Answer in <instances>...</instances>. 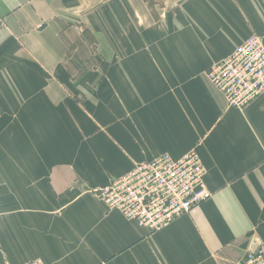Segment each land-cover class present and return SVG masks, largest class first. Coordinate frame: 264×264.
Wrapping results in <instances>:
<instances>
[{"label": "crops", "instance_id": "crops-1", "mask_svg": "<svg viewBox=\"0 0 264 264\" xmlns=\"http://www.w3.org/2000/svg\"><path fill=\"white\" fill-rule=\"evenodd\" d=\"M68 3L0 0V264H244L264 242V95L231 108L206 72L264 42V0H107L99 61ZM192 151L211 196L159 231L93 194Z\"/></svg>", "mask_w": 264, "mask_h": 264}, {"label": "built area", "instance_id": "built-area-1", "mask_svg": "<svg viewBox=\"0 0 264 264\" xmlns=\"http://www.w3.org/2000/svg\"><path fill=\"white\" fill-rule=\"evenodd\" d=\"M206 78L229 107L244 110L264 95L263 37L251 35L212 65ZM205 175L202 161L194 151L179 159L161 154L149 162L135 164L127 174L93 194L108 211H116L125 220L155 232L210 198ZM244 264H264V242L250 244Z\"/></svg>", "mask_w": 264, "mask_h": 264}, {"label": "rangeland", "instance_id": "rangeland-1", "mask_svg": "<svg viewBox=\"0 0 264 264\" xmlns=\"http://www.w3.org/2000/svg\"><path fill=\"white\" fill-rule=\"evenodd\" d=\"M71 1L72 3L66 5V8H68L66 12L69 10L70 13L74 12L70 14L72 16L70 19L71 25L83 31L84 42L89 48L91 55L94 56L97 61L103 59L107 60V11H109L108 7L110 6L107 4V0ZM111 6V8L116 7L118 11L121 9L119 4H112ZM159 12L160 11L157 10V15L153 14L154 17L156 18L159 17V15H164V19L160 20L164 21L166 12L164 11L162 14H159ZM163 24H165V21ZM163 24L161 23L160 26L163 27Z\"/></svg>", "mask_w": 264, "mask_h": 264}]
</instances>
